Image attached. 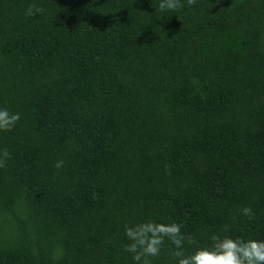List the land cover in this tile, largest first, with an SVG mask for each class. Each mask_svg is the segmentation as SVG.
<instances>
[{
  "label": "trees",
  "instance_id": "16d2710c",
  "mask_svg": "<svg viewBox=\"0 0 264 264\" xmlns=\"http://www.w3.org/2000/svg\"><path fill=\"white\" fill-rule=\"evenodd\" d=\"M158 4L0 0V264H133L148 220L264 239V0Z\"/></svg>",
  "mask_w": 264,
  "mask_h": 264
},
{
  "label": "clouds",
  "instance_id": "9594fccd",
  "mask_svg": "<svg viewBox=\"0 0 264 264\" xmlns=\"http://www.w3.org/2000/svg\"><path fill=\"white\" fill-rule=\"evenodd\" d=\"M195 0H186L192 5ZM183 7V0H159L155 13H177ZM45 9L30 3L24 10V17L43 16ZM21 120L18 112L0 108V132H11ZM7 151L0 153V167L3 166ZM62 161L56 164L62 166ZM239 215L251 222L252 209L244 206ZM183 225L175 221L168 223L148 220L132 226L125 225L124 236L129 243L123 251L131 256L133 264H155L167 247L170 264H264V239H245L229 234L230 226L225 225L220 233L211 235L207 246H201L191 235L182 232ZM194 248L189 252L188 249Z\"/></svg>",
  "mask_w": 264,
  "mask_h": 264
}]
</instances>
